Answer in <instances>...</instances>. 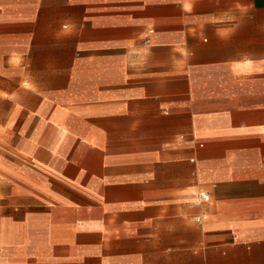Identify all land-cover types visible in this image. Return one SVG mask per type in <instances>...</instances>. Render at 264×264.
Returning <instances> with one entry per match:
<instances>
[{
  "label": "crops",
  "instance_id": "0c3cea01",
  "mask_svg": "<svg viewBox=\"0 0 264 264\" xmlns=\"http://www.w3.org/2000/svg\"><path fill=\"white\" fill-rule=\"evenodd\" d=\"M0 264H264V0H0Z\"/></svg>",
  "mask_w": 264,
  "mask_h": 264
},
{
  "label": "built area",
  "instance_id": "2783aa9c",
  "mask_svg": "<svg viewBox=\"0 0 264 264\" xmlns=\"http://www.w3.org/2000/svg\"><path fill=\"white\" fill-rule=\"evenodd\" d=\"M198 198H199L198 202H208L209 201V196L203 192L198 195Z\"/></svg>",
  "mask_w": 264,
  "mask_h": 264
}]
</instances>
